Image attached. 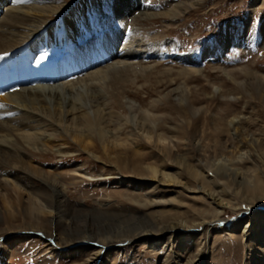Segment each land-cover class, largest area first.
<instances>
[{"label": "rangeland", "instance_id": "rangeland-1", "mask_svg": "<svg viewBox=\"0 0 264 264\" xmlns=\"http://www.w3.org/2000/svg\"><path fill=\"white\" fill-rule=\"evenodd\" d=\"M45 5L59 6L39 31L54 59L98 53L109 36L101 61L114 58L99 66L125 46L133 66L109 75L105 91L87 89L91 107L74 105L72 116L97 117L94 128L81 124L78 136L44 126L49 141L21 143L23 160L52 174L53 187L2 169L25 207L0 189V264H264V212L249 209L264 203V0ZM176 221L201 225L108 248L64 252L49 241L119 239Z\"/></svg>", "mask_w": 264, "mask_h": 264}, {"label": "bare ground", "instance_id": "bare-ground-1", "mask_svg": "<svg viewBox=\"0 0 264 264\" xmlns=\"http://www.w3.org/2000/svg\"><path fill=\"white\" fill-rule=\"evenodd\" d=\"M49 1L51 0H0V84L7 83L6 86L9 88L6 92L0 93V113L2 114L0 115V189L8 188L10 193L15 194L13 197L16 201H20V207H25L21 194H17L22 190L18 189L12 181L3 177L2 169L4 167L17 170L25 176L27 173L31 174L33 176L31 178L37 179L43 184L52 185V187L55 185V178L52 174L48 171L42 172L23 160L21 143L32 144L33 146L34 141L38 139L49 141L51 135L41 130L44 126L54 127L65 132L73 128L74 132L77 131L75 135L78 136L81 124L94 128L97 117L95 116V119L90 115L91 113L72 116L71 114L75 110L74 105H79L80 108L91 107L92 100L88 97L87 89L98 87L100 91H105V88H108L106 85L109 75L116 74L120 69L131 68L132 64L126 63L125 60L131 59L134 52H131L127 46L122 48L125 52L119 47L118 50H122V55L114 52V50L113 55L121 57L110 65L101 68L99 66L101 62L114 58L108 57L101 61L107 55L105 53H109L108 48L112 47L111 44L115 42L110 40L111 38L108 36L106 45L102 41L103 44L98 53L88 47L83 48L85 50L77 55L72 54L55 60L51 57L54 53L49 55V52L51 53L53 50L50 47L49 51L46 50L48 48H46L45 43L50 40L46 36H39L41 34L39 31L46 28L50 16L56 13L59 8V6L45 5ZM77 59L79 63H76ZM84 62L85 65L81 66ZM148 68L145 69L148 70ZM77 71H83L81 74L83 77L77 78V76L75 77L78 79L76 82L68 83L71 81L68 79L69 74L71 72L77 74ZM88 71L90 72L86 73ZM6 75L12 81L6 82L4 79ZM53 102L57 103V108L51 106ZM148 170L152 175L158 173L155 169L150 168ZM161 176L169 182L173 180L169 174L162 173ZM26 195L30 201L36 198L32 193L26 192ZM212 197L213 204L217 205L219 209L229 208L227 203H223L213 195ZM234 209L238 210V208ZM249 209L256 214L263 213L264 203L250 206ZM108 219L111 217L109 216ZM205 223L211 224L212 222ZM112 225L109 222L108 227ZM198 225L201 224L187 226L185 223L176 221L175 223L154 224L153 231L142 230L138 234L128 233L119 239L97 237L94 240L88 235L76 237H73L74 235L65 237L56 235L55 243L49 241L54 248L64 252L79 247H91L95 243L102 248H108L126 241L132 243L148 236L161 238L168 233H176L182 229H193ZM94 256L93 260L98 263L101 251L94 253ZM176 260L179 261L177 256ZM89 263L87 261L83 264Z\"/></svg>", "mask_w": 264, "mask_h": 264}]
</instances>
